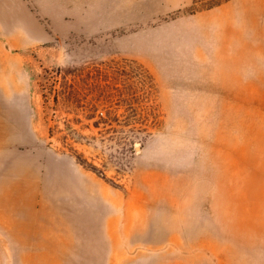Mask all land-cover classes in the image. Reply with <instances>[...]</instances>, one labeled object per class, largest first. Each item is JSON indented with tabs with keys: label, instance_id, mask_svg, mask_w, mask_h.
I'll return each instance as SVG.
<instances>
[{
	"label": "rangeland",
	"instance_id": "1",
	"mask_svg": "<svg viewBox=\"0 0 264 264\" xmlns=\"http://www.w3.org/2000/svg\"><path fill=\"white\" fill-rule=\"evenodd\" d=\"M21 4L0 264H264V0Z\"/></svg>",
	"mask_w": 264,
	"mask_h": 264
},
{
	"label": "crops",
	"instance_id": "2",
	"mask_svg": "<svg viewBox=\"0 0 264 264\" xmlns=\"http://www.w3.org/2000/svg\"><path fill=\"white\" fill-rule=\"evenodd\" d=\"M22 4H21V0H0V24L2 25H7L8 29L12 30H16V27H10L11 25H17L18 23L22 22ZM25 16H28V14L25 11ZM21 25V24H20ZM7 29V30H8ZM16 104V102H15ZM19 108V107H18ZM12 127L7 124V123H0V141H3V144H7V143H12L15 141V139L13 138V136H11V134H13V132L11 131ZM9 137V138H7ZM225 174H223L222 177V190H226V191H239L240 189L237 187H227L228 185L226 184V180L224 179ZM229 180H233L235 183L239 182V179H237L236 177L232 176V178L229 175ZM69 180L67 179V177L64 175V180L63 183L66 187H69L71 185V183L68 182ZM70 184V185H69ZM239 203V202H238ZM213 207V206H212ZM214 208V207H213ZM226 208L225 203L223 202V205L221 207V211L223 213V223H224V219H227V215L225 213V211L223 209ZM239 208V207H237ZM234 214L236 213V217H238V215H240L237 211V209L233 212ZM240 222V221H239ZM36 238V237H34ZM47 239V237H45ZM41 239H44L41 238ZM211 250H214L213 248ZM234 255V254H233ZM225 264H237V262H234V259H230L229 262L225 263Z\"/></svg>",
	"mask_w": 264,
	"mask_h": 264
}]
</instances>
